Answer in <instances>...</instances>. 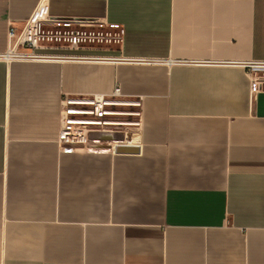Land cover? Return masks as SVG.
Returning <instances> with one entry per match:
<instances>
[{"label":"crops","instance_id":"1","mask_svg":"<svg viewBox=\"0 0 264 264\" xmlns=\"http://www.w3.org/2000/svg\"><path fill=\"white\" fill-rule=\"evenodd\" d=\"M40 0H0V52ZM116 42L0 60V264H264V0H41ZM135 114L57 143L62 93Z\"/></svg>","mask_w":264,"mask_h":264},{"label":"built area","instance_id":"2","mask_svg":"<svg viewBox=\"0 0 264 264\" xmlns=\"http://www.w3.org/2000/svg\"><path fill=\"white\" fill-rule=\"evenodd\" d=\"M92 27L93 21L50 17L46 3L40 0L19 30L9 25V45L5 51L0 52V60L51 59L53 55L42 54L36 50L52 41L77 47L88 42H116L120 36L119 32L113 30ZM243 66L247 69L255 88H264V61H246ZM87 96L91 98L61 94L57 139L60 147L86 151L101 146L95 138L99 131L105 130L104 125L113 122L105 118V115L115 111L106 106L112 103L110 96H120L119 87L116 85L107 95Z\"/></svg>","mask_w":264,"mask_h":264},{"label":"rangeland","instance_id":"3","mask_svg":"<svg viewBox=\"0 0 264 264\" xmlns=\"http://www.w3.org/2000/svg\"><path fill=\"white\" fill-rule=\"evenodd\" d=\"M53 42L56 41H52V43ZM78 97L91 98V96ZM109 100H111L112 103L107 105L106 108L114 110L115 112H111L105 115V118L113 120L114 123L112 122L111 124L104 125L105 130L99 131V133L97 134V137L95 139L100 145H111L113 142L122 140L127 131H130L129 128H133L132 122L135 121V114L129 109L126 110L128 106L125 100L122 99V97L110 96Z\"/></svg>","mask_w":264,"mask_h":264}]
</instances>
